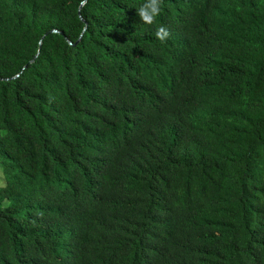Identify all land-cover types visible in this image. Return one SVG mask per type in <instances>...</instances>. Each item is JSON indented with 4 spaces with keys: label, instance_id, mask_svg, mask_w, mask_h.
Listing matches in <instances>:
<instances>
[{
    "label": "trees",
    "instance_id": "obj_1",
    "mask_svg": "<svg viewBox=\"0 0 264 264\" xmlns=\"http://www.w3.org/2000/svg\"><path fill=\"white\" fill-rule=\"evenodd\" d=\"M144 2L0 0V264H264V0Z\"/></svg>",
    "mask_w": 264,
    "mask_h": 264
},
{
    "label": "clouds",
    "instance_id": "obj_2",
    "mask_svg": "<svg viewBox=\"0 0 264 264\" xmlns=\"http://www.w3.org/2000/svg\"><path fill=\"white\" fill-rule=\"evenodd\" d=\"M163 0H145V2L138 8L137 15L145 25H153L156 22V18L161 12ZM170 35L167 27L161 25L155 31V37L157 40L164 42ZM2 175V173H0Z\"/></svg>",
    "mask_w": 264,
    "mask_h": 264
},
{
    "label": "rangeland",
    "instance_id": "obj_3",
    "mask_svg": "<svg viewBox=\"0 0 264 264\" xmlns=\"http://www.w3.org/2000/svg\"><path fill=\"white\" fill-rule=\"evenodd\" d=\"M0 173H2V175H0V185H4L5 184V178H4V175H3V172L1 169H0Z\"/></svg>",
    "mask_w": 264,
    "mask_h": 264
},
{
    "label": "water",
    "instance_id": "obj_4",
    "mask_svg": "<svg viewBox=\"0 0 264 264\" xmlns=\"http://www.w3.org/2000/svg\"><path fill=\"white\" fill-rule=\"evenodd\" d=\"M80 16H81V13H80ZM52 32H54V33H59V31H57V30H53ZM69 43L71 44V45H73V43L71 42V41H69ZM38 56V55H37ZM37 56L31 61V62H34L35 61V59L37 58ZM18 77V76H17ZM14 78H16V77H14ZM9 80V79H8Z\"/></svg>",
    "mask_w": 264,
    "mask_h": 264
}]
</instances>
